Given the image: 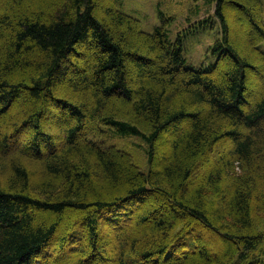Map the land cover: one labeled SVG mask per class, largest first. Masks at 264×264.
Returning a JSON list of instances; mask_svg holds the SVG:
<instances>
[{
    "label": "trees",
    "instance_id": "16d2710c",
    "mask_svg": "<svg viewBox=\"0 0 264 264\" xmlns=\"http://www.w3.org/2000/svg\"><path fill=\"white\" fill-rule=\"evenodd\" d=\"M23 1L0 0V118L24 93L0 131V264H264L262 0H192L214 16L175 41L121 0ZM103 134L141 139L148 169Z\"/></svg>",
    "mask_w": 264,
    "mask_h": 264
},
{
    "label": "rangeland",
    "instance_id": "374dc122",
    "mask_svg": "<svg viewBox=\"0 0 264 264\" xmlns=\"http://www.w3.org/2000/svg\"><path fill=\"white\" fill-rule=\"evenodd\" d=\"M54 1L55 0H25L23 1L21 6L18 5L15 11L19 12L22 9V11L49 10L54 6ZM262 3V20L264 23V0H262ZM119 8L122 11L136 17L140 21L142 28L148 32L153 31L155 26L162 24V22L167 19L168 22L166 26L169 29V34L172 41H175L177 39L178 33L183 31V29H185L186 27H189L191 23L204 17L211 16L213 18L214 16V4H208L204 1L194 3L192 0H121L119 3ZM236 13H240L238 14V24L235 27L233 24L232 32L241 29V31H236V34L240 33L242 35V33L244 32L243 25L241 24L242 12L238 11ZM219 31L221 33L220 24L219 22H216L214 28L200 30L198 32L187 35L184 42V52L190 64L199 65L201 64V62H207L210 60L211 54L209 51V47L219 36ZM231 42L232 47H235L236 45L234 44L233 37L231 39ZM259 48L264 51V41L261 42ZM84 61L88 62V59L85 57ZM252 79L253 80L251 84L256 85L257 83H259L258 81L260 79V76H253ZM23 97L24 93L19 100L15 101V103H13V105L2 114L0 118V125L2 126V129H0V131L2 133H14V122L18 119V116L15 117V111L17 107L22 104V101H24ZM4 122L6 123V125L4 124ZM53 129L55 133L60 134L61 131L58 130L57 126H53L52 130ZM28 134V130H22L18 134V137L13 138V141L18 140L24 142ZM103 136L111 143V145L116 144L117 146H119L117 148L131 153L135 157V162L144 171L148 169L147 147H145V144L141 139L137 137L120 138L114 137L113 135L106 136L105 134H103ZM115 159L124 161V158L122 157H117ZM208 240H210L212 248L218 249L220 247L218 239L213 237L212 235L208 236ZM221 254L222 252L219 251V255ZM60 257L61 256H56V258L58 259H60ZM71 257V255L67 256L66 254L61 258H65L67 260L69 259V261H71ZM53 259L55 260V258Z\"/></svg>",
    "mask_w": 264,
    "mask_h": 264
}]
</instances>
